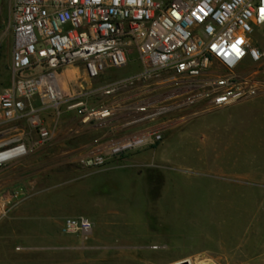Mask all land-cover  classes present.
Wrapping results in <instances>:
<instances>
[{
    "label": "rangeland",
    "instance_id": "1",
    "mask_svg": "<svg viewBox=\"0 0 264 264\" xmlns=\"http://www.w3.org/2000/svg\"><path fill=\"white\" fill-rule=\"evenodd\" d=\"M14 2L0 0V93L14 81ZM254 41L264 50L262 33ZM139 62L134 55L125 70L107 74L92 89L137 72ZM250 68L249 62L243 67ZM60 85L67 96L87 88L76 68L62 71ZM89 104L97 107L98 99L91 96ZM260 106L244 102L201 115L162 144L109 158L101 168H86L81 161L94 154L95 141L107 131L83 125L66 106L40 113L50 134L44 145H37L38 131L27 120L0 124V132L9 130L32 150L0 167V260L19 246L9 237L59 230L72 248L71 264H99L98 245L105 247L104 264H264V182L251 189L225 175L233 157L243 165L246 134L258 136ZM241 113L249 118L237 125ZM154 149L167 158L147 157L138 179L130 160ZM259 160L264 170V154ZM17 190L21 195L14 200ZM79 217L92 222V238L63 232L65 220Z\"/></svg>",
    "mask_w": 264,
    "mask_h": 264
},
{
    "label": "built area",
    "instance_id": "2",
    "mask_svg": "<svg viewBox=\"0 0 264 264\" xmlns=\"http://www.w3.org/2000/svg\"><path fill=\"white\" fill-rule=\"evenodd\" d=\"M13 86L0 93V124L27 120L39 142L50 140L40 113L66 106L85 126L107 131L84 157L86 168L162 144L192 119L256 100L264 93V0H15ZM139 70L92 86L125 70ZM250 63L252 68L243 69ZM76 68L87 87L67 96L62 71ZM91 96L97 107L89 104ZM0 132V167L32 150ZM21 190L13 192L18 200ZM84 217L65 234H89Z\"/></svg>",
    "mask_w": 264,
    "mask_h": 264
},
{
    "label": "crops",
    "instance_id": "3",
    "mask_svg": "<svg viewBox=\"0 0 264 264\" xmlns=\"http://www.w3.org/2000/svg\"><path fill=\"white\" fill-rule=\"evenodd\" d=\"M248 103H257L258 107L259 105H261L260 109L262 110L258 112L261 117L258 120H253L254 122L257 120L256 123L258 124L259 133L258 136H256V134L254 133L253 134L255 136H252L251 132H248L246 134L245 137H247V146L249 150L247 151L243 165L240 166V161L238 160V158L233 157L230 165L231 167L228 169V174L225 173V175L231 182L239 181L241 182V186H244L246 188L261 189L263 187L261 183L264 182V170L262 163L263 161L259 160V158H262L264 154V93L260 95L256 100H252ZM245 114L246 113H241V115H238L241 117L240 121H236V123L238 122L237 125H243L246 123V119L249 118V114L244 117ZM253 114H255L256 116L257 111L254 110ZM253 118L255 117H252V119ZM233 137L234 136H232V139ZM165 154L166 153L161 152L160 149H154L153 151H149L148 154L144 153L135 156L130 160V162L132 161L131 163H133L131 168L135 170L133 173L134 176L136 174L137 178L140 179L143 173V169L142 171L139 170H141L143 164L146 165L145 163L147 162V157H149L150 155H164V157H166L167 155ZM113 171L114 170L105 171L103 172V175H109ZM130 176L132 177V175ZM92 236H94V230H92L91 233L87 234V239L92 238ZM9 239L18 242L19 246L16 249L10 248L7 251L8 255L5 256V259L0 260V264H71L67 263V258L68 253H70V250H72V248L66 245L68 238L60 235L59 230L54 233L37 230L36 232H31V234L30 232H28L22 236L16 235L14 237H9ZM33 240L38 241L41 244H31V241ZM84 249V251L88 250V248ZM3 250L2 252L6 253ZM96 250L98 253L100 252V260H98L97 263L104 264L105 247L98 245L96 247Z\"/></svg>",
    "mask_w": 264,
    "mask_h": 264
},
{
    "label": "bare ground",
    "instance_id": "4",
    "mask_svg": "<svg viewBox=\"0 0 264 264\" xmlns=\"http://www.w3.org/2000/svg\"><path fill=\"white\" fill-rule=\"evenodd\" d=\"M7 157V155H1L0 156V161L2 160V159H5Z\"/></svg>",
    "mask_w": 264,
    "mask_h": 264
},
{
    "label": "water",
    "instance_id": "5",
    "mask_svg": "<svg viewBox=\"0 0 264 264\" xmlns=\"http://www.w3.org/2000/svg\"><path fill=\"white\" fill-rule=\"evenodd\" d=\"M181 264H188V262L186 263V262H183V263H181Z\"/></svg>",
    "mask_w": 264,
    "mask_h": 264
}]
</instances>
